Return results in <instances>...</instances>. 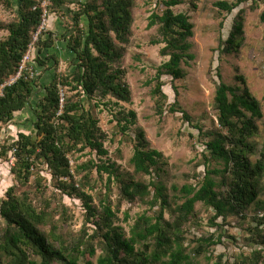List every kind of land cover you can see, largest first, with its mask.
<instances>
[{"label": "trees", "instance_id": "1", "mask_svg": "<svg viewBox=\"0 0 264 264\" xmlns=\"http://www.w3.org/2000/svg\"><path fill=\"white\" fill-rule=\"evenodd\" d=\"M44 1L0 0V6L13 9L15 14L10 23L0 24V31L7 32L6 38L0 41V85L16 74L32 43V36L42 22ZM136 1L48 0L47 14L55 13L67 19L68 24L62 28L61 35L51 32L39 35L32 61L36 70L40 68L39 75L50 71V63L54 62V73L46 84L38 83L39 75L31 80L23 73L0 96V127L10 124L14 114L26 108L32 109L35 116L34 135L19 133L11 144H0V159L5 160L13 151L14 164L10 173L15 180V185L6 190L0 204V264H94V257L96 264H197L194 258L206 254L221 240L218 237L214 241L211 235L199 237L194 256L187 253L183 233L190 222H198L195 205L200 203L211 209L214 214L209 223L220 228L219 219L226 221L229 215L247 216L250 205L264 189V143L256 162L253 164L249 160L255 148L249 141L257 135L258 124L264 125L263 114L260 102L251 94L242 75L235 78L240 86L233 87L221 81L217 73L219 81L215 86L213 105L218 128L203 132L201 127L195 126L199 134L208 139L204 143L206 154L201 163L203 176L195 185L183 184L180 188L173 185L168 190L159 181L143 180L151 175L159 176L167 162L162 152L150 148L140 128L135 129L132 140L129 160L132 173H123L115 162L101 160L107 156L106 136L92 110L100 106L107 108L113 100L115 104L130 103L131 94L124 81L126 71L121 60L132 35ZM246 1H218L214 6L230 14ZM161 3L164 10L152 12L148 18V28L157 27L160 38L152 44H163L160 54L167 58L150 82H154L152 94L157 97L155 104L159 116L164 114L167 100L162 92V78L169 77L172 82L184 79L186 74L181 64L193 59L189 54L193 25L186 15L172 10L184 0H162ZM70 5L75 8L70 9ZM259 21L264 25V11L259 15ZM244 24L245 9H240L226 40L219 42L222 54H239L244 44ZM59 44L71 57L69 73L55 71L59 60L54 51ZM172 90L177 96V89L172 87ZM178 110L174 102L168 112ZM180 113L185 121L190 120L183 111ZM114 122L125 135L135 125L136 114L118 112ZM84 151L95 153L100 162L77 166L72 173L68 156ZM39 164L47 167L54 187L61 195L82 202L85 222L79 234L64 230L68 221L67 209L62 204L53 207L54 198L47 196V188L41 183ZM198 167L195 165L193 174L186 178L196 180ZM93 170L99 176L106 175L108 182H117L122 201L137 205L147 200L152 214H139L128 235L116 225L119 206L114 209L108 196L102 194L95 206L92 197L83 191L90 183L89 173ZM31 178H34L39 193L37 199L28 189ZM221 186L225 190H217ZM177 195L182 200L180 204L176 203ZM259 207L252 219L257 227L258 244L264 247V216L257 215L259 211L264 212V208ZM127 220L125 214L122 221ZM207 260H212L211 255ZM246 262L264 264L262 251L256 250ZM212 264L229 263L219 255Z\"/></svg>", "mask_w": 264, "mask_h": 264}, {"label": "rangeland", "instance_id": "2", "mask_svg": "<svg viewBox=\"0 0 264 264\" xmlns=\"http://www.w3.org/2000/svg\"><path fill=\"white\" fill-rule=\"evenodd\" d=\"M218 1L236 2V0H184L182 5L172 9L176 14L186 15L193 25V35L189 39L191 45L189 54L193 56V59L181 64L186 74L184 79L172 82L169 77L162 78L164 85L162 92L167 97L162 116L157 113L155 104L157 97L152 94L154 82H150L155 76L156 69L167 61V58L160 54L163 44H152L153 41L160 38L157 27L148 28V18L152 12L161 13L164 7L161 3L162 0L136 1L132 14V35L129 44L124 49L121 60V65L126 71L124 81L131 94L130 103L115 104L113 100L107 108L100 106L92 110L99 128L106 136L104 147L107 150V156L102 158V161L110 160L115 162L123 173H132V167L129 163L132 156V140L135 129L140 128L144 131L150 148L162 152L167 162L159 176L151 175L144 177L143 180L146 182L150 180L159 181L168 190H171L173 185L178 188L183 184L195 185L203 176L201 163L203 162V154H206L204 143L208 141L206 137L199 134L195 126L201 127L203 132L218 128L216 111L213 105L215 86L219 81L217 73L220 74L221 81L233 87L240 86L235 78L242 75L251 94L260 102L264 120V25L259 21V15L264 11V2L255 3L253 0H247L230 14H227L219 11L214 6ZM41 6L43 8L47 7L48 2H43ZM69 7L74 9L75 5ZM240 9H245L244 44L238 55L222 54V46L219 42L226 40L233 20ZM14 19L13 9L7 10L0 6V24H8ZM44 24V30L40 35L45 32L61 35L64 31L62 28L68 24V20L60 18L55 13H50L47 14ZM6 36L7 32L0 31V41L5 39ZM32 48L34 57L35 44ZM55 50L54 52L59 60L57 69H55L56 73H67V71L69 73L71 70L69 69L71 57L62 45L57 46ZM53 64L54 62H51L50 71L42 75H39L40 68H37L35 74L39 75L40 80L38 83L43 82L46 84L52 77L54 73ZM172 87L177 89V96H175ZM174 102L177 103L179 112L169 113L168 109ZM31 111L32 109L26 108L21 112H16L10 124L0 127V144L5 142L11 144L17 139L19 133L35 134L33 126L35 116L32 115ZM129 111L136 114V123L124 135L116 128L114 115L118 112L127 113ZM180 111H183L190 120L185 121ZM258 125L257 135L249 141L255 147L254 153L249 157L250 162L253 164L259 158V152L264 143V125L262 123ZM12 152L8 153L5 160L0 159V204L5 198L6 190L15 185L14 177L10 173V169L14 164V160L11 164ZM68 158L72 173L77 166L91 161L95 164L100 162L95 153H89L88 151L74 152ZM195 165H199L197 168L199 177L196 180L186 178V176L193 174ZM38 169L41 183L47 188V196L54 198L52 200L53 207L62 204L67 209L68 221L64 230L71 232L73 235L79 234L85 222V211L82 202L71 196L61 195L55 189L54 180L46 166L39 164ZM34 178H31L28 189L32 196L37 199L39 193L36 190ZM218 179L216 178L217 181H219ZM89 180L90 183L83 191L92 197V203L95 206L99 204L100 194L108 196V200L114 209L119 206V213H117L119 221L116 225L120 226L126 235H128L129 228L139 214L144 212L152 214L146 205L147 200L144 204L138 203L137 205L122 201L119 196L117 182H108L106 175L99 176L93 170L89 173ZM262 186L264 187V175L262 176ZM217 190L223 191L225 187H218ZM176 203H182L178 195ZM259 206L264 208V189L259 192L257 200L250 205L247 216L229 215L226 221L219 219L217 222L220 228H216L209 223V219L214 212L197 203L195 212L199 220L197 219V223L195 221L194 223L190 222L183 233V244L187 253L194 256L193 250L197 239L211 235L214 241L220 237L221 243L210 247L206 254L194 258L197 264H212L215 257L219 255L223 256V259L228 261L229 264H238V262L244 264L242 262L248 261L256 250L262 251L264 258V247L258 244L257 227L252 219L255 210L260 208ZM155 210L156 208L152 211ZM125 214L128 216V220L122 221ZM58 217L59 214L55 216V219ZM87 228H89L88 231L91 234L89 224ZM209 255H211L212 260H207ZM92 260L96 264V257ZM246 264L248 263L246 262Z\"/></svg>", "mask_w": 264, "mask_h": 264}, {"label": "built area", "instance_id": "3", "mask_svg": "<svg viewBox=\"0 0 264 264\" xmlns=\"http://www.w3.org/2000/svg\"><path fill=\"white\" fill-rule=\"evenodd\" d=\"M45 2H48V0H45ZM43 8V7H42ZM45 8L46 6L43 8V17H42V22L40 24V26L38 27L36 33L32 36V43L31 45L28 47V51L26 52V54L23 56V58L21 59L20 61V64L17 68V72L15 75H13L10 79H8L5 83L1 84L0 85V96L3 95V90L6 88V87H9L11 86L12 84H14L15 82H17L23 75V73H27L29 79H35L36 78V68L34 67L33 65V53H32V47H34V44H36L38 41V38H39V35L41 34V32L44 30V21H45V18L47 16V12L45 11ZM35 68V69H34ZM62 97V95H61ZM61 103H62V99H61ZM59 114L61 113V110L58 112ZM13 160H14V157L12 156V159H11V164H13ZM259 217H262L264 216V212L262 211H259L258 214H257Z\"/></svg>", "mask_w": 264, "mask_h": 264}]
</instances>
